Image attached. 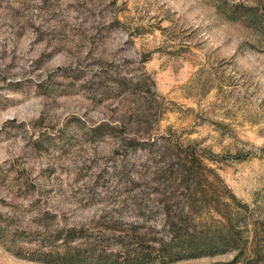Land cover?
Here are the masks:
<instances>
[{
	"label": "rangeland",
	"instance_id": "374dc122",
	"mask_svg": "<svg viewBox=\"0 0 264 264\" xmlns=\"http://www.w3.org/2000/svg\"><path fill=\"white\" fill-rule=\"evenodd\" d=\"M211 187L264 252V0H0V264H245Z\"/></svg>",
	"mask_w": 264,
	"mask_h": 264
},
{
	"label": "trees",
	"instance_id": "16d2710c",
	"mask_svg": "<svg viewBox=\"0 0 264 264\" xmlns=\"http://www.w3.org/2000/svg\"><path fill=\"white\" fill-rule=\"evenodd\" d=\"M178 162L179 170L183 173L178 177V186L188 188L189 181L192 179L197 183L202 182L203 179L200 176L202 174L198 172L196 159H189L187 161L189 162L188 164L180 160ZM229 196L230 200H225L222 193H219L212 187L209 189L200 188L198 191L194 192L189 190L185 192V200L187 202L186 217H189V212H193L200 207V205H203L207 206L209 211L219 215L217 219L219 224H216L211 216L210 220H206L204 227L200 230L194 225L181 235L177 231H174L173 240L176 245L175 249L179 250V252H185L188 255H197L211 254L226 249L238 248V252L240 253L239 257L244 254L246 245L243 242H245V240L236 229L240 214L237 211L236 213L232 212L230 209V204L238 201L234 194H229ZM260 257L264 258V252L254 247L252 254H245L244 257L240 258L244 259L245 264H251V262H257ZM263 262L264 261H262V264H264Z\"/></svg>",
	"mask_w": 264,
	"mask_h": 264
}]
</instances>
